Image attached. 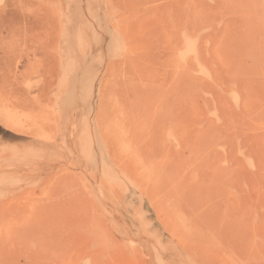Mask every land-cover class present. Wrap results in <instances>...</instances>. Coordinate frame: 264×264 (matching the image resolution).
Instances as JSON below:
<instances>
[{
  "label": "rangeland",
  "instance_id": "obj_1",
  "mask_svg": "<svg viewBox=\"0 0 264 264\" xmlns=\"http://www.w3.org/2000/svg\"><path fill=\"white\" fill-rule=\"evenodd\" d=\"M214 226L264 264V0H0V264H218Z\"/></svg>",
  "mask_w": 264,
  "mask_h": 264
},
{
  "label": "bare ground",
  "instance_id": "obj_2",
  "mask_svg": "<svg viewBox=\"0 0 264 264\" xmlns=\"http://www.w3.org/2000/svg\"><path fill=\"white\" fill-rule=\"evenodd\" d=\"M189 44V43H188ZM189 47V46H188ZM248 197V196H247ZM245 198V197H244ZM227 200V199H226ZM243 200V199H242ZM241 200V201H242ZM226 217L225 218H222V220H221V223H222V225L221 226H223L224 228H225V225L226 224H228V226L230 227V226H232V225H234L233 223H234V217L232 216L233 214H235V211H234V207H229L228 206V208H226ZM229 215V217H233V218H229L228 219V215ZM231 215V216H230ZM256 216H257V214H256ZM233 219V220H232ZM227 222V223H226ZM218 225V224H217ZM214 229H213V232H212V239H211V247H212V249H211V257H212V259H213V261L215 262H217V261H219L220 263H218V264H233V262L236 260V259H239V258H235V255H233V254H235L234 253V251L232 250V246L234 245L232 242H229L230 241V239H229V236L226 234V232H218L217 230H216V228H215V226L213 227ZM240 228V227H239ZM232 229V228H231ZM235 229V228H234ZM219 230H221V229H219ZM233 230V229H232ZM231 230V231H232ZM241 230V229H240ZM229 231V230H228ZM230 231V232H231ZM234 235V234H233ZM222 238H224V239H226V240H224V239H222ZM238 241V240H237ZM241 241H242V239H241ZM231 243L233 244L232 246H231ZM234 243H235V241H234ZM239 244V243H238ZM247 244H248V242H247ZM235 246H233V248H234ZM235 250V249H234ZM240 250V249H239ZM246 258V257H245ZM238 262V261H237ZM240 263V262H239ZM211 264V263H210Z\"/></svg>",
  "mask_w": 264,
  "mask_h": 264
}]
</instances>
